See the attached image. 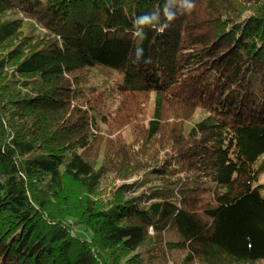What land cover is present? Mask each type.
Instances as JSON below:
<instances>
[{
  "label": "trees",
  "instance_id": "16d2710c",
  "mask_svg": "<svg viewBox=\"0 0 264 264\" xmlns=\"http://www.w3.org/2000/svg\"><path fill=\"white\" fill-rule=\"evenodd\" d=\"M194 3L0 0V264H264V0Z\"/></svg>",
  "mask_w": 264,
  "mask_h": 264
},
{
  "label": "clouds",
  "instance_id": "9594fccd",
  "mask_svg": "<svg viewBox=\"0 0 264 264\" xmlns=\"http://www.w3.org/2000/svg\"><path fill=\"white\" fill-rule=\"evenodd\" d=\"M183 6L185 7L186 12L190 14L195 9L194 0H183ZM165 17H166L167 21L169 22V23H167L168 26L176 18V16L169 14L167 12V9H165ZM137 20L143 25H150L152 23V18L150 16V14H145L144 16L137 18ZM135 23H136V21L134 22V25H135ZM167 27H165V28H167ZM165 28L160 29L159 31L163 32L165 30ZM136 35L139 36L140 41H143L144 39L147 38L146 32L136 33ZM136 55H137V60L140 61L141 58L143 57V48L142 47H137ZM146 62H149V61H146Z\"/></svg>",
  "mask_w": 264,
  "mask_h": 264
},
{
  "label": "rangeland",
  "instance_id": "374dc122",
  "mask_svg": "<svg viewBox=\"0 0 264 264\" xmlns=\"http://www.w3.org/2000/svg\"><path fill=\"white\" fill-rule=\"evenodd\" d=\"M262 180L264 181V171H263V173H262Z\"/></svg>",
  "mask_w": 264,
  "mask_h": 264
}]
</instances>
